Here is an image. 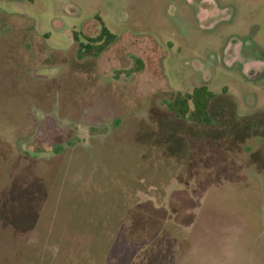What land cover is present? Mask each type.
Listing matches in <instances>:
<instances>
[{"label":"rangeland","instance_id":"rangeland-1","mask_svg":"<svg viewBox=\"0 0 264 264\" xmlns=\"http://www.w3.org/2000/svg\"><path fill=\"white\" fill-rule=\"evenodd\" d=\"M0 264H264V0H0Z\"/></svg>","mask_w":264,"mask_h":264},{"label":"trees","instance_id":"trees-1","mask_svg":"<svg viewBox=\"0 0 264 264\" xmlns=\"http://www.w3.org/2000/svg\"><path fill=\"white\" fill-rule=\"evenodd\" d=\"M33 1V0H30ZM116 38V35L107 26L102 25L98 36L81 43L79 51L84 55H99ZM140 63V61L138 60ZM214 92L206 85L193 88L190 92H178L169 103L170 109L179 117L187 118L197 123H209L211 121L210 107Z\"/></svg>","mask_w":264,"mask_h":264}]
</instances>
